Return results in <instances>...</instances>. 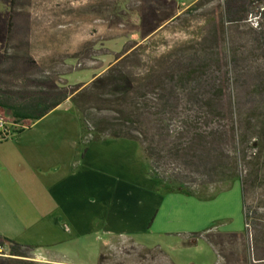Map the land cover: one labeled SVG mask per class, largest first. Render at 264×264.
I'll return each mask as SVG.
<instances>
[{
    "label": "rangeland",
    "instance_id": "rangeland-1",
    "mask_svg": "<svg viewBox=\"0 0 264 264\" xmlns=\"http://www.w3.org/2000/svg\"><path fill=\"white\" fill-rule=\"evenodd\" d=\"M9 1L0 0L1 12L9 10ZM15 1L12 47L21 53H29L62 84L88 85L115 64L120 55L132 51L142 58V64L138 66L135 64L137 62L127 61L125 68L128 65L127 69H135V73L155 66L163 74L166 69L176 65L199 64L202 58L210 55L212 58L209 63H214L210 78L226 83L225 73L228 68H234L235 64L230 65L225 60L216 64L215 61L230 48L239 55L242 61L240 64L250 66L252 72L241 77H229L230 88L226 100L229 97L239 107L241 104L245 107L264 102V92L261 95H248L250 85L255 82L264 84V49L255 41L264 26V19H259L255 12L260 6L264 8V5L256 0H240L233 4L231 17L245 18L234 24L228 21L227 0H198L185 7L179 6V17L168 21L146 39L142 38L140 32L141 5L138 0ZM240 5L248 7L250 11L240 12ZM223 26L228 30L225 38L221 33ZM160 93L161 90L157 92ZM148 96L151 98L155 95L152 93ZM185 98L190 97L186 95ZM81 101L100 116L116 114L111 105L90 95H83ZM0 118L9 123L13 121L10 112L3 108H0ZM241 121L239 118L238 127L246 123ZM224 122L230 124L229 118ZM24 125L22 123L17 128ZM106 136L89 133L87 139ZM247 138L251 140L250 136ZM87 139L84 143L90 141ZM239 145L227 144L226 148L232 158L237 157ZM256 152L247 149L245 153H240L235 177L205 185L198 181L196 185L182 190L185 194L181 193V198L167 202L178 208L174 210L173 222L165 227L180 231L181 234L168 237L136 232L134 236H114L103 246L104 236L99 223L92 233L76 241V245L58 248V254L75 260L76 264H247V247L253 260L264 256V240L260 233L264 229V148L254 156ZM168 168L172 172L176 165H168ZM147 172L151 175L149 161ZM131 185L133 189L136 187L135 184ZM158 186L163 191L171 190L163 182L158 183ZM243 190L244 205L241 208L235 204V200L242 195ZM133 193L139 194L137 191ZM226 214L231 216L229 223L237 226L242 223V233L212 229L193 236L191 229L198 220L196 216L205 220L217 218V223L224 225L222 217ZM134 215L133 229L140 231L137 225L140 214ZM208 232L242 236L215 237L214 240L221 244L213 245L205 238ZM2 252L7 254L8 248L2 247ZM32 257L38 262L53 263L40 250L35 249Z\"/></svg>",
    "mask_w": 264,
    "mask_h": 264
},
{
    "label": "trees",
    "instance_id": "trees-1",
    "mask_svg": "<svg viewBox=\"0 0 264 264\" xmlns=\"http://www.w3.org/2000/svg\"><path fill=\"white\" fill-rule=\"evenodd\" d=\"M138 1L141 5L139 20L143 39L157 32L168 21L179 17L180 7L176 0ZM237 1L240 0H227L226 14L230 16L228 21L231 24L245 19L242 16L231 17L233 4ZM256 1L264 5V0ZM9 3L8 11H0V108L10 112L14 124L40 120L71 100L92 133L141 144L150 162L152 178L178 191L188 189L198 181L205 185L235 177L240 153H245L247 149L259 153L264 148V102L245 107L241 104L239 107L229 97L226 100L230 88L229 77H241L252 72L250 66L240 64L239 55L230 48L215 61L216 64L224 60L230 65L235 64L225 73L226 83L210 78L214 64L209 63L212 58L210 55L202 58L199 64L176 65L166 69L163 74L155 66L135 73V69H127L128 65L125 68L127 61L137 62L135 64L138 66L142 64V58L132 51L120 55L115 64L88 85L62 84L29 53H21L12 47L15 26L13 7L16 1L10 0ZM240 7V12L250 11L244 5ZM261 7L255 13L259 19H264V8ZM227 31L223 26L221 33L224 38L228 35ZM255 41L264 49V26ZM248 88L249 96L264 92L261 82H255ZM159 90L162 93L157 94ZM152 93L155 96L150 98L148 95ZM83 95L108 103L116 114L98 115L83 104ZM186 95L190 98L186 99ZM226 118H229L230 124H225ZM239 118L240 121H246L240 127ZM13 128L16 134L24 130L23 126ZM249 136L251 140H248ZM229 143L240 144L237 157L230 156L226 148ZM240 146L243 148L240 149ZM257 152L254 156H257ZM244 156L247 158V155ZM172 164L176 165V169L170 172L168 165ZM244 193L243 190V197ZM199 233H193V236ZM260 233L264 240V229ZM223 236L236 238L242 235L208 232L205 238L210 244L219 245L220 241L214 238ZM4 246L8 248V253L0 252V264H54L36 261L32 257L35 250L33 246L0 235V247ZM246 262L264 264V256L253 260L247 247Z\"/></svg>",
    "mask_w": 264,
    "mask_h": 264
},
{
    "label": "crops",
    "instance_id": "crops-1",
    "mask_svg": "<svg viewBox=\"0 0 264 264\" xmlns=\"http://www.w3.org/2000/svg\"><path fill=\"white\" fill-rule=\"evenodd\" d=\"M176 1L185 7L198 0ZM23 123L22 133L0 141V235L33 246L50 262L76 264L58 248L76 245L99 223L103 246L114 236L182 233L165 226L178 208L167 202L185 193L158 186L147 172L141 144L107 136L87 139L92 132L71 100ZM235 204L243 208V194ZM136 213L140 231L133 229ZM195 219L193 233L243 231L241 222L229 223V214L222 217L224 225L217 218Z\"/></svg>",
    "mask_w": 264,
    "mask_h": 264
},
{
    "label": "built area",
    "instance_id": "built-area-1",
    "mask_svg": "<svg viewBox=\"0 0 264 264\" xmlns=\"http://www.w3.org/2000/svg\"><path fill=\"white\" fill-rule=\"evenodd\" d=\"M20 125L21 124H14L13 121H11L10 123L6 122L2 118H0V141L4 139H10L14 135H16V133H14L13 127L17 128ZM246 226L248 227V224ZM0 252H2V247H0Z\"/></svg>",
    "mask_w": 264,
    "mask_h": 264
}]
</instances>
